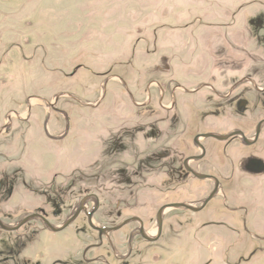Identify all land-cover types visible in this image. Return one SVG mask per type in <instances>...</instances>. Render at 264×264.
I'll return each instance as SVG.
<instances>
[{
  "label": "rangeland",
  "instance_id": "1",
  "mask_svg": "<svg viewBox=\"0 0 264 264\" xmlns=\"http://www.w3.org/2000/svg\"><path fill=\"white\" fill-rule=\"evenodd\" d=\"M210 40L229 48L240 41L245 48L236 60L264 78V0H0V128H11L0 135V188H13L10 205H0L3 216H15L13 207L30 201L43 206L58 225L73 214L78 192L84 190L99 198L94 225L107 227L138 215L154 237L152 213L163 198H172L160 192L162 177L151 158L161 128L157 87L170 89L175 70L207 68ZM254 43L260 48L252 55ZM148 96L151 104L140 107ZM258 108L226 117L227 127H247L254 117L264 116V106ZM188 137L180 141V159L191 153ZM146 138L154 147H146ZM177 169L174 164L167 171L176 176ZM224 176L233 181L229 194L249 209L251 221H263L264 179L233 171ZM37 180L40 191L52 184L65 192L47 204L33 194ZM206 190L189 183L178 192L181 199L195 200ZM94 206L95 200L86 203L88 210ZM189 219L185 235L163 232L148 245L146 258L130 264H264L263 225V232L221 236ZM133 226L116 235L125 236ZM82 228L79 219L50 238L52 256L41 252L30 261L86 264L80 252L92 234L83 232L80 242L71 238L74 229ZM93 253L114 264L105 247ZM14 261L22 262L0 256V264Z\"/></svg>",
  "mask_w": 264,
  "mask_h": 264
},
{
  "label": "flooded vegetation",
  "instance_id": "2",
  "mask_svg": "<svg viewBox=\"0 0 264 264\" xmlns=\"http://www.w3.org/2000/svg\"><path fill=\"white\" fill-rule=\"evenodd\" d=\"M242 37L245 43L246 39L244 36ZM211 40L206 46L207 68L175 70L168 83L171 85L170 89L164 88L163 84L157 87L156 104L161 114L159 118L161 128L160 134L157 136L156 151L152 153L151 158L158 162L159 173L162 177L159 182L162 188L160 192L164 196L171 194L172 198H163L155 212L152 213V218L155 219L156 235L152 238L149 237L145 218L132 215L104 228H114L132 218L138 220L124 225L119 230L109 233L108 236H99L98 231L90 227L88 218L90 215L92 225L101 228V226L94 225L93 222L99 209V198L93 192L86 194L84 190H81L82 193L78 192L79 196L76 197V199L79 198L76 209L83 199H88L84 204L85 208L86 203L90 200H95V206L93 209H86L85 212H79L72 223L63 229L61 227L74 216L76 209L71 216L58 225H54L53 219L48 218V212L43 206L37 207L38 204H33L34 202L30 201L25 203L26 205H21L22 203L18 202L13 207V209H17V213L13 217H4L0 211L1 257L15 256L17 260L22 261L21 263L18 261L9 262V264H22L23 262L24 264H34L30 261L33 254L39 255L41 252H48L49 256H52L54 247L50 249V238L71 228L79 219L83 221V228L74 229L71 238H76L80 242L84 240L83 232L87 231L92 234L91 243L80 252L83 263L86 264L94 262L110 264L103 255L93 253L94 250L101 247H105L114 264L140 262L147 257L148 245L157 243L163 232L166 231L173 236L185 235L186 227L192 224L189 222L190 217H194L196 224L199 223L205 229L208 228V234L226 236L237 231L247 234H251L253 231L263 232L259 227L264 226V220L258 221V224L251 221L249 209L244 205L237 204L229 194V184L232 185L233 181L224 175L233 171L247 176L260 177L258 182L264 179V116L254 117L247 127L242 125L229 128L225 121L226 117L242 114L246 110L248 113L260 111L258 107L261 104L264 106V78H261L257 71L245 68L240 60H236L240 56L238 51L245 48L240 41H236L229 48L218 47L219 44H213ZM259 48V45L254 43L251 50L250 48L247 50H250L249 52L253 55ZM217 58L221 62H215ZM150 104V96H148L145 97V101L140 107L147 108ZM247 105L249 106L247 107ZM49 107L54 109L52 105ZM26 111L29 119L32 116L31 108ZM14 116L17 117V114ZM2 127L0 135L4 130L6 132L11 130L10 126ZM185 136L188 137V151L191 153L183 155L180 159V141ZM222 138L225 139L222 140ZM145 142L147 148L154 147L151 138H146ZM232 147H235L237 152L234 153L231 150ZM172 157H177V159L172 160ZM174 164H177L178 168L175 170L178 173L176 176L170 175V171H167ZM33 166L41 168L35 163ZM18 173L21 174L20 171ZM196 175L202 178H198ZM189 183L204 186L207 189L204 196L195 200L181 199L178 189L189 185ZM35 184L37 187L33 194L42 196L45 202L48 200L46 203L50 205L58 193L62 195L65 192V190L58 192L57 189H53L52 184L40 191L42 182L37 180ZM12 189L8 187L4 192V188H0V205H10L9 203L13 200ZM214 192L213 198L203 204V201ZM180 204L192 206L197 211L173 207ZM159 212H161L162 221L161 232L157 235L156 217ZM200 213H204L206 217L197 218L196 216ZM184 215L188 216L187 221H182L181 217ZM169 221L171 224L168 223ZM239 223L243 227L239 228ZM248 224L255 226L254 229H248L246 227ZM47 225L56 228L57 231H51ZM129 225L134 226L128 232L126 230L125 236L118 237L116 235ZM141 228L146 237L155 238V241L150 242L143 238L139 234ZM44 233H49L50 236L42 235ZM44 239L50 244L44 242ZM138 243L140 247L137 248ZM59 245L62 247V243ZM254 253L251 254L254 255ZM88 254H91L89 258ZM33 259L38 260L36 255Z\"/></svg>",
  "mask_w": 264,
  "mask_h": 264
},
{
  "label": "water",
  "instance_id": "3",
  "mask_svg": "<svg viewBox=\"0 0 264 264\" xmlns=\"http://www.w3.org/2000/svg\"><path fill=\"white\" fill-rule=\"evenodd\" d=\"M225 138H222V140H224ZM196 177L198 178H202L201 176L199 175H196ZM215 192L212 193L211 195H209L204 201H203V204H205L206 202H208L211 198H213ZM88 199H83L81 201V203L79 204L78 208L76 209V212L74 214V216L69 219L67 222H65V224L61 227V229L63 228H66L68 225H70L72 223V221L75 219V217L77 216V214L81 211H86V208L84 206L85 202L87 201ZM174 208H177V209H183V210H188V211H197L196 209H194L192 206H188V205H185V204H180V205H174L173 206ZM89 218V225L91 228H93L94 230L98 231L99 233V236H108L109 233L113 232V231H116V230H119L121 227H123L124 225H127L129 223H132L134 221H137L138 219L137 218H132L130 220H127V221H124L122 223H120L118 226L114 227V228H104V227H95L92 225V222H91V219H90V215L88 216ZM161 212L158 213L157 217H156V223H157V235L160 234L161 232ZM48 228L51 229V231L55 232L57 231L56 228H53L52 226L50 225H47ZM143 238H146L148 241L152 242V241H155V238L154 239H150L148 237H146L143 229L141 228L140 229V233H139Z\"/></svg>",
  "mask_w": 264,
  "mask_h": 264
}]
</instances>
